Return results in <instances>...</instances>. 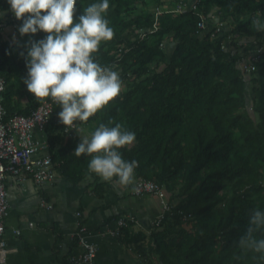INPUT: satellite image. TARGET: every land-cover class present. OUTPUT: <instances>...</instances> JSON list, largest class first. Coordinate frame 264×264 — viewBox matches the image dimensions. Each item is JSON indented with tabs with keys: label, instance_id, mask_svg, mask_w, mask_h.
<instances>
[{
	"label": "trees",
	"instance_id": "trees-1",
	"mask_svg": "<svg viewBox=\"0 0 264 264\" xmlns=\"http://www.w3.org/2000/svg\"><path fill=\"white\" fill-rule=\"evenodd\" d=\"M99 2L77 0L74 22ZM139 2L147 0H109L105 19L114 37L93 55L102 66H114L127 89L93 117L94 130L111 119L135 132V142L120 150L123 158L136 160L135 175L164 184L177 204L148 234L125 227L123 239L142 256L150 253L156 264H257L252 253L241 254L236 241L251 212L264 211V49L257 68L245 73L241 61L250 48L239 37L254 36V47H264V32L252 25L257 15L264 19V0H195L196 9H163L157 18L152 10L135 13ZM214 7L237 19L229 42L223 35L213 37L216 26H206L205 33L198 27L199 12L209 15ZM0 9L13 13L8 0H0ZM243 13L251 16L240 19ZM141 29L150 31L143 35ZM46 35L38 31L30 40ZM167 37L174 41L171 53L162 46ZM28 41L15 47L0 30L6 118L29 114L43 101L23 83ZM249 84L258 121L243 111ZM61 110L57 104L44 133L61 173L79 182L91 173V157L73 155L81 136L66 130ZM91 174L96 188L106 185ZM179 209L191 216L184 219ZM77 242L78 235L72 246Z\"/></svg>",
	"mask_w": 264,
	"mask_h": 264
},
{
	"label": "clouds",
	"instance_id": "clouds-1",
	"mask_svg": "<svg viewBox=\"0 0 264 264\" xmlns=\"http://www.w3.org/2000/svg\"><path fill=\"white\" fill-rule=\"evenodd\" d=\"M8 3L15 17L23 19L19 27L22 36L38 31L47 33L44 39L28 41V74L23 83L35 98L50 97L60 106L58 116L66 130L74 128L81 133L79 124L105 109L120 95L123 86L114 66H102L93 55L98 53L102 41L114 37V30L105 19L109 0L87 6L75 22L77 0ZM252 25L256 31L264 32V19L259 15L252 19ZM113 124L110 119L88 135L79 134L81 140L73 155L91 157L89 172L103 180L116 178L119 184L129 186L134 183L138 162L124 159L120 150L130 147L136 135L120 123ZM236 244L242 255L252 253L257 264H264V211L251 212L248 226Z\"/></svg>",
	"mask_w": 264,
	"mask_h": 264
},
{
	"label": "crops",
	"instance_id": "crops-1",
	"mask_svg": "<svg viewBox=\"0 0 264 264\" xmlns=\"http://www.w3.org/2000/svg\"><path fill=\"white\" fill-rule=\"evenodd\" d=\"M82 130L80 135L89 134ZM38 134L46 138L45 133ZM98 181L106 185L96 188L91 173L79 182L68 180L59 168L54 181L40 184L31 177L9 176L6 264H64L84 250L80 242L72 246L80 222L85 227L82 235L97 246V264H146L135 246L125 242L124 234L118 236L112 230L119 217L135 214L139 222L130 231L148 234L162 212L160 199L152 194L134 195L132 185L123 186L116 178L105 181L99 177ZM43 197L52 208L41 205Z\"/></svg>",
	"mask_w": 264,
	"mask_h": 264
},
{
	"label": "built area",
	"instance_id": "built-area-1",
	"mask_svg": "<svg viewBox=\"0 0 264 264\" xmlns=\"http://www.w3.org/2000/svg\"><path fill=\"white\" fill-rule=\"evenodd\" d=\"M187 8L196 9L197 3L195 1H179L177 6L171 10L181 12ZM154 12L157 18L163 12V9L158 5ZM199 15L198 27L204 29L207 26L208 16L203 12H199ZM210 15L214 16L212 13ZM219 29L220 27L217 30ZM263 49V46H257L255 51L249 49L247 55L241 61V67L245 73L257 68L256 62L260 59ZM5 87L6 78L0 71V264H6L10 250L6 238V217L9 212L8 177L14 176L18 180L31 177L38 184L47 181L52 182L57 178L59 168L53 160L47 138H42L38 134V132L44 133L46 125L54 115L57 104L49 97L43 99L29 114L17 112L6 118ZM131 190L134 195L152 194L160 199L162 212L154 219L152 227L160 226L165 213L167 211L172 212L176 207L177 200L172 198L171 192L167 190L164 184L154 179L143 175H135ZM41 205L48 208L53 207V204L44 197L41 199ZM178 211L184 219L191 216V213H186L182 209ZM138 222V217L135 214L121 216L116 220L112 233L121 236L125 227H130ZM33 224L34 222H30V225ZM79 224L76 234L84 250L80 254L70 256L69 262L64 264H97V246L82 235L85 227L81 222ZM16 233L19 234L20 229H16Z\"/></svg>",
	"mask_w": 264,
	"mask_h": 264
},
{
	"label": "rangeland",
	"instance_id": "rangeland-1",
	"mask_svg": "<svg viewBox=\"0 0 264 264\" xmlns=\"http://www.w3.org/2000/svg\"><path fill=\"white\" fill-rule=\"evenodd\" d=\"M185 1V0H184ZM186 1H195V0H186ZM176 0H147V2L142 3L139 2L134 9L135 13H139L140 11L144 10H152L156 8V6L160 5L162 9H167L171 10L174 9L177 6ZM214 14V16H211L210 14L207 15V28L206 29H211L212 27L216 26V31L218 32L216 35L213 37H219L223 35L224 41L229 42L230 39L232 38V35L229 33L230 29L236 24L237 19L235 16L226 14L224 12H221L217 10L216 7L212 8L211 12ZM251 16L250 13H243L239 16L240 19H248ZM0 17L2 18L3 23L0 25V30L3 32V35L5 38L10 39L15 47H18L24 43H26L28 40L31 39V37L34 34H26V35H21L19 33V27L22 25L15 15L13 13H9L8 10H1L0 9ZM218 27H220L219 30ZM203 33H205V30ZM150 31V29H141L139 32L142 33L143 35H146V32ZM148 39L152 40L153 37L149 36ZM239 42H242L241 45L243 46H248L251 50L256 49L255 46V37L254 36H242L239 37ZM162 46L163 48L168 52L171 53V51L174 48V41L172 40L171 37H167L162 41ZM253 46V47H252ZM122 91H125L127 89V85L124 83L122 84ZM249 94H248V102L243 109L244 112L249 113L253 116V118L258 121L259 116L258 113L255 110V100H254V95L255 92L251 90V84H249ZM94 117V116H93ZM89 118L87 122H82L79 124V126L86 131V133H91L94 131V125L95 122H93V119L95 118ZM176 198V197H175ZM177 200V199H176ZM145 244H148V239L145 240ZM144 261L146 264H156L155 258L150 253H147V255H144Z\"/></svg>",
	"mask_w": 264,
	"mask_h": 264
}]
</instances>
